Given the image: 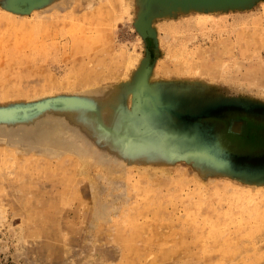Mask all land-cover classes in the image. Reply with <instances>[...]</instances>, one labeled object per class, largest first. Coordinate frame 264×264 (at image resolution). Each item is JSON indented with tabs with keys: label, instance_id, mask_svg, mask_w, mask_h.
I'll return each instance as SVG.
<instances>
[{
	"label": "rangeland",
	"instance_id": "374dc122",
	"mask_svg": "<svg viewBox=\"0 0 264 264\" xmlns=\"http://www.w3.org/2000/svg\"><path fill=\"white\" fill-rule=\"evenodd\" d=\"M7 1L0 264H264V181L197 157L134 85L148 65L157 104L264 103V0H154L151 40L136 26L146 0ZM209 120L223 148L264 152V118Z\"/></svg>",
	"mask_w": 264,
	"mask_h": 264
},
{
	"label": "water",
	"instance_id": "95a60500",
	"mask_svg": "<svg viewBox=\"0 0 264 264\" xmlns=\"http://www.w3.org/2000/svg\"><path fill=\"white\" fill-rule=\"evenodd\" d=\"M46 0H8V8L26 13L35 6L41 5ZM154 0H146L145 8L136 20V26L142 36L151 40L153 29L150 25L151 4ZM182 5H214L227 6L239 5L248 0H176ZM146 26V32L141 30V25ZM150 71L148 65L138 68L134 80L137 89L136 97L146 94L153 103V108L146 107L145 103H140L143 110L148 108L150 113L153 109L166 113L169 122V131L174 136H179L188 146L194 148L195 155L199 158H207L214 163V166L222 168L232 174L247 180L264 181V152L259 154H240L229 151L221 146L215 128L210 118L225 116L230 112L249 114L255 117L264 118V103L252 102L250 100L238 98H218L214 100L201 99L191 102L190 100L183 106L174 105L170 99H164L163 103L157 104V97L154 92L147 91V77ZM144 97V96H143ZM163 115V114H161ZM241 120L235 117L230 118L227 131L234 132L232 125Z\"/></svg>",
	"mask_w": 264,
	"mask_h": 264
},
{
	"label": "flooded vegetation",
	"instance_id": "af4514ba",
	"mask_svg": "<svg viewBox=\"0 0 264 264\" xmlns=\"http://www.w3.org/2000/svg\"><path fill=\"white\" fill-rule=\"evenodd\" d=\"M214 120H218V119H214ZM220 120H222V119H220ZM223 120H225V119H223ZM214 124L217 125V123H214ZM215 125H214V126H215Z\"/></svg>",
	"mask_w": 264,
	"mask_h": 264
}]
</instances>
